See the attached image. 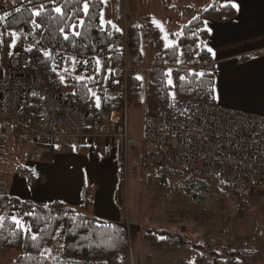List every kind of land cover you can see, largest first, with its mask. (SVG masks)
Returning a JSON list of instances; mask_svg holds the SVG:
<instances>
[{"label":"trees","instance_id":"16d2710c","mask_svg":"<svg viewBox=\"0 0 264 264\" xmlns=\"http://www.w3.org/2000/svg\"><path fill=\"white\" fill-rule=\"evenodd\" d=\"M85 2L89 4L87 15L83 11ZM10 3L11 9L1 20L4 47L8 49L14 33L20 31L26 43H34L31 55L36 74L45 80L52 93L85 110L89 118L99 110L92 93L103 95L101 110L105 114L125 106L127 109L141 106L140 73L145 39L153 51L146 71L152 111L173 97L214 104L215 68L208 51L205 20H232L231 0H212L207 8L182 25L177 41L167 46L162 43L160 29L147 15L132 22L127 21L126 15L125 27L119 31L110 24L103 25L100 21L102 0H10ZM56 7H60L62 13H57ZM37 10L41 15L34 14ZM33 21L41 26L36 27ZM80 21L84 23L81 25ZM45 52L50 56H45ZM169 79L172 84H168ZM22 105L24 116L33 117L37 113L36 96L25 95ZM10 139L14 137L8 141ZM5 143L7 140L0 137V150ZM24 173L30 176L29 172ZM186 175L180 186L197 202H202L209 181ZM120 189L119 184L116 201ZM216 191L220 196L233 195L223 187ZM82 197L80 207H70L58 200L35 203L10 195L7 181L0 178V217H4L0 223V249L18 250L12 264H132L129 250L137 230L127 223L90 215L91 195L84 190ZM12 206L21 207L26 224L31 226L30 234L16 227L8 211ZM27 213L30 215H25ZM31 235H36L37 239L32 240ZM144 238L158 249L182 246L186 242L166 230L146 229ZM242 241L233 243L229 239V248L223 255L226 264L264 262V231L252 232ZM196 246L201 245L192 244L191 248ZM210 253L217 255L213 249ZM204 255L196 253L193 260L184 259L179 264H200Z\"/></svg>","mask_w":264,"mask_h":264},{"label":"built area","instance_id":"2783aa9c","mask_svg":"<svg viewBox=\"0 0 264 264\" xmlns=\"http://www.w3.org/2000/svg\"><path fill=\"white\" fill-rule=\"evenodd\" d=\"M0 72V137L77 146L101 126V112L89 118L85 110L52 93L33 70V57L23 52ZM36 93V95H33ZM36 96L37 113L23 114L22 99ZM108 118L123 142L124 156L138 145L131 161L170 178L174 173L200 176L225 188L239 201L264 193V116L202 102L170 98L146 120L140 138L129 133L127 107Z\"/></svg>","mask_w":264,"mask_h":264},{"label":"rangeland","instance_id":"374dc122","mask_svg":"<svg viewBox=\"0 0 264 264\" xmlns=\"http://www.w3.org/2000/svg\"><path fill=\"white\" fill-rule=\"evenodd\" d=\"M102 3L100 21L101 23L102 20L104 21L103 25L111 21L110 25L123 29L126 24V15H128L127 21L132 22L141 15L149 14L152 16L153 23L161 31L163 45H169L177 41L180 33L177 31L180 25L184 24L181 22L182 14L193 15V11L207 8L212 0L166 2L161 0H106L105 2L102 0ZM11 7L10 0H0V17L3 18ZM190 19H187V22ZM1 20L0 43L2 44ZM33 44L26 43L20 31L15 32L8 44V49L2 44L0 72L3 71L1 70L3 66L8 65L9 60L11 61L18 54L23 52L33 54ZM152 53L145 39L142 67L150 64ZM140 77L143 81L139 93L141 106L127 109L129 133L136 137L141 135L146 117L152 111L146 89L147 74L141 71ZM171 94H174L173 90ZM98 96L100 97L98 109L101 112L99 130L106 129L108 133H112L116 127L112 125L108 114L101 110L103 95ZM29 148L31 149L30 145ZM120 150V164L116 173L121 183L120 194L125 218H122L119 223L130 224L137 230L129 250L132 264H179L184 259L193 260L196 253L201 252L205 255L200 264H213L214 261L217 264H226L223 255L229 248V239L233 243L243 242L242 240L252 232L264 231V193L255 192L250 195V199L239 201L230 194L220 196L215 187L209 185L204 192V200L197 202L186 189L180 186L187 176L186 173H174L170 178L167 176L162 178L158 170L131 161L133 156L138 155V145L130 149L127 159L124 154L122 157V148ZM1 151H4L6 157L3 160L5 161L9 157L8 153L2 149ZM12 160L9 159V161ZM8 211L12 217L21 218L23 222H27L20 206H12ZM146 229L170 231L183 237L186 242L182 246L158 249L145 240ZM192 244L201 246L191 248ZM210 249L216 252V257L210 253ZM17 254V249H0V264H12ZM248 264H264V262Z\"/></svg>","mask_w":264,"mask_h":264},{"label":"crops","instance_id":"0c3cea01","mask_svg":"<svg viewBox=\"0 0 264 264\" xmlns=\"http://www.w3.org/2000/svg\"><path fill=\"white\" fill-rule=\"evenodd\" d=\"M231 4L232 20H205L215 68L214 104L264 116V0H231ZM200 10L189 16L182 14L181 22H187ZM146 15L153 22L152 16ZM249 55L253 56L246 58ZM148 66L142 67L144 73ZM90 133L89 139L72 147L7 140L2 149L9 156L5 161L4 151L0 150V178L7 181L9 194L35 203L58 200L70 207H80L86 190L92 201L90 215L119 223L125 218L121 194L118 201L115 196L121 186L116 172L121 148L122 157L124 154L123 142L116 128L112 133L99 128Z\"/></svg>","mask_w":264,"mask_h":264},{"label":"snow or ice","instance_id":"6c2138e0","mask_svg":"<svg viewBox=\"0 0 264 264\" xmlns=\"http://www.w3.org/2000/svg\"><path fill=\"white\" fill-rule=\"evenodd\" d=\"M105 2H106V0H105ZM40 7H41V9H43V5H41ZM88 9H89V4H88L87 2H85V3L83 4V11H84V13H85L86 15H87V13H88ZM54 10H55L57 13H62V9H61L60 7H56ZM34 14L37 15V16H39V15H41V11L37 10V11H35ZM0 19H2V17H0ZM154 22H155V21H154ZM33 23L35 24V21H33ZM83 23H84L83 21H80V24H81V25H82ZM102 23H104L103 20H102ZM107 23H108V24H111V21H107ZM35 26H36V27H40L41 25H39V24H35ZM73 27H75V25H73ZM114 27H115V26H114ZM117 30L119 31L120 29H117ZM61 31L63 32L64 30L61 29ZM74 34H75V35H80L79 32H75ZM67 38H68L67 35H65V39H67ZM166 46H167V45H166ZM208 51L211 52L212 49L209 48ZM44 55H45V56H50V53H49V52H45ZM97 62H99V61H97ZM54 70H55V69H54ZM170 72H171V70H169V73H170ZM199 75H200V76H203L204 74H203V73H200ZM60 79H61V81L63 82L64 77L61 76ZM80 79H83V78H80ZM180 79L183 80L184 78L181 77ZM168 84H172V80H171V79L168 80ZM91 91H92V90L89 89V92H91ZM33 95H36V93H33ZM92 95L95 97L96 107H100V97H99V96H96L95 93H92ZM173 96H174V94H173ZM25 215H30V213H27V214H25ZM3 220H4V217H0V223H2ZM12 220L14 221L16 227L19 228L24 234L27 235V234H30V233H31V226L28 225V224H26L25 222H23V220H22L21 218H17V217H15V216H13V217H12ZM31 239H32V240H36V239H37V236H36V235H31Z\"/></svg>","mask_w":264,"mask_h":264}]
</instances>
